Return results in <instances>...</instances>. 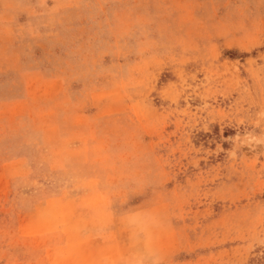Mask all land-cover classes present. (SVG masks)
<instances>
[{"label":"rangeland","instance_id":"374dc122","mask_svg":"<svg viewBox=\"0 0 264 264\" xmlns=\"http://www.w3.org/2000/svg\"><path fill=\"white\" fill-rule=\"evenodd\" d=\"M0 264H264V0H0Z\"/></svg>","mask_w":264,"mask_h":264}]
</instances>
